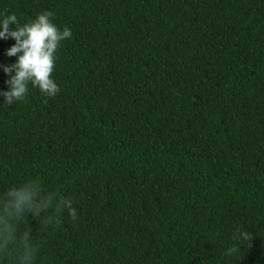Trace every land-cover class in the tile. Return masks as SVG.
<instances>
[{"label": "trees", "instance_id": "16d2710c", "mask_svg": "<svg viewBox=\"0 0 264 264\" xmlns=\"http://www.w3.org/2000/svg\"><path fill=\"white\" fill-rule=\"evenodd\" d=\"M44 11L73 33L60 93L0 95V196L37 178L77 209L19 223L36 264H264V0H0Z\"/></svg>", "mask_w": 264, "mask_h": 264}, {"label": "clouds", "instance_id": "9594fccd", "mask_svg": "<svg viewBox=\"0 0 264 264\" xmlns=\"http://www.w3.org/2000/svg\"><path fill=\"white\" fill-rule=\"evenodd\" d=\"M54 16L52 11H44L22 25L15 13L0 19V39L16 41L7 55L18 57L16 63L4 67V72L11 76L7 81L9 90L0 93L4 97V107L24 101L29 85L38 88L45 97L60 93L54 79L58 53L62 43L71 39L73 33L67 26H58ZM13 72L15 74L11 75ZM64 211L73 222L78 219L73 200L58 191H46L40 179L31 178L8 188L0 196V257L10 258L12 264H36L39 249L33 243L31 230L18 231L19 223L29 215L40 217L50 213L44 216L43 225L59 227L60 214ZM234 239L237 245L229 247L226 255H236L241 244L250 245L253 235L241 231Z\"/></svg>", "mask_w": 264, "mask_h": 264}]
</instances>
